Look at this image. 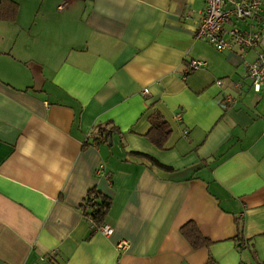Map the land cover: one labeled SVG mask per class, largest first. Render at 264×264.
<instances>
[{"label": "crops", "instance_id": "1", "mask_svg": "<svg viewBox=\"0 0 264 264\" xmlns=\"http://www.w3.org/2000/svg\"><path fill=\"white\" fill-rule=\"evenodd\" d=\"M14 1L0 20V264H264V86L239 50L195 38L206 0ZM156 113L163 148L147 136ZM101 126L112 138L96 143ZM93 188L112 199L109 236L89 237ZM189 221L209 247L183 237Z\"/></svg>", "mask_w": 264, "mask_h": 264}, {"label": "built area", "instance_id": "2", "mask_svg": "<svg viewBox=\"0 0 264 264\" xmlns=\"http://www.w3.org/2000/svg\"><path fill=\"white\" fill-rule=\"evenodd\" d=\"M195 38L205 40L219 51L239 50L253 91L261 92L264 86V0H206L204 16ZM249 51L256 55L252 61L247 58ZM203 66L205 62L202 61L190 64L191 70ZM217 84L222 85L223 80H218ZM235 86L240 92L236 96L227 94L226 99L230 102L242 96V83L238 81ZM144 92L148 93V89ZM101 172L98 171L99 174ZM99 231L109 236L113 233V227L104 224ZM126 245L127 240L119 243L120 247Z\"/></svg>", "mask_w": 264, "mask_h": 264}, {"label": "trees", "instance_id": "3", "mask_svg": "<svg viewBox=\"0 0 264 264\" xmlns=\"http://www.w3.org/2000/svg\"><path fill=\"white\" fill-rule=\"evenodd\" d=\"M19 11V4L14 0H0V20L13 21L16 19ZM152 127L147 136L157 147L163 148L172 132L171 125L164 119L160 113H156L151 117ZM114 127L106 128L104 126L98 127L94 141L97 143L100 138L111 139ZM153 163L165 167L167 170H171L170 167H166L160 164L153 158H150ZM112 206V199L107 195L100 193L96 188L91 189L84 198L80 209L82 214L91 222V233L94 235L99 228L106 224V219L109 210ZM183 237L189 242L193 249L207 248L212 244V241L206 237L200 230L198 224L195 221H189L183 225L180 229ZM237 242L243 247L244 240L237 237ZM48 260L52 264L57 263L53 256H49ZM211 258L207 264H212Z\"/></svg>", "mask_w": 264, "mask_h": 264}, {"label": "rangeland", "instance_id": "4", "mask_svg": "<svg viewBox=\"0 0 264 264\" xmlns=\"http://www.w3.org/2000/svg\"><path fill=\"white\" fill-rule=\"evenodd\" d=\"M1 24V23H0Z\"/></svg>", "mask_w": 264, "mask_h": 264}]
</instances>
